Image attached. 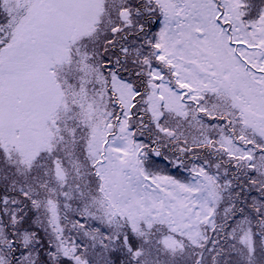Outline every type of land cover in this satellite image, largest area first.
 <instances>
[{
  "label": "snow or ice",
  "instance_id": "6c2138e0",
  "mask_svg": "<svg viewBox=\"0 0 264 264\" xmlns=\"http://www.w3.org/2000/svg\"><path fill=\"white\" fill-rule=\"evenodd\" d=\"M0 264H264V0H0Z\"/></svg>",
  "mask_w": 264,
  "mask_h": 264
}]
</instances>
